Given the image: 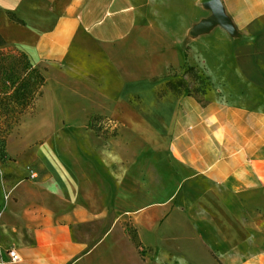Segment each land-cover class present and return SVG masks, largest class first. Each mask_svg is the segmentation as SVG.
<instances>
[{
  "label": "crops",
  "instance_id": "obj_1",
  "mask_svg": "<svg viewBox=\"0 0 264 264\" xmlns=\"http://www.w3.org/2000/svg\"><path fill=\"white\" fill-rule=\"evenodd\" d=\"M210 1L0 0V36L46 78L0 158V264H264V0H219L225 25L210 23ZM151 20L156 50L168 33L167 50L224 68L208 75L225 90L159 98L127 80L109 47ZM93 115L135 134L143 150L122 163L138 174L115 181ZM146 146L169 153L148 177Z\"/></svg>",
  "mask_w": 264,
  "mask_h": 264
},
{
  "label": "rangeland",
  "instance_id": "obj_2",
  "mask_svg": "<svg viewBox=\"0 0 264 264\" xmlns=\"http://www.w3.org/2000/svg\"><path fill=\"white\" fill-rule=\"evenodd\" d=\"M199 0H195V10L201 6L198 3ZM170 3L168 2L167 5ZM152 18V15H151ZM169 21V20H168ZM170 23L172 21H169ZM185 19H179L177 21V31L180 36L183 31H185ZM199 28V24H195V30ZM146 29V30H145ZM143 30L135 31V33L129 37V39L125 40L122 43L112 45L109 47V52L115 63L121 69L125 78L129 81L133 80H148L152 83L153 87H155V93L158 96V92L162 91L167 96L169 94H173L178 98L185 97L187 94L184 89H188L191 96H194L197 100L201 102H206L208 93H214L217 91H224L227 87L225 81L221 80L218 82H213V80L209 77V73H214L218 75L219 73L224 74V68L218 67H210L209 60H204L201 54H192L184 51L183 53H179L176 50H167V46L169 47V36L168 33L163 35L162 42L158 41V49H155V38L153 32V22L152 20L146 23V27ZM198 30V29H197ZM180 44V39L179 42ZM9 46L5 43V40L0 36V50L6 49ZM160 49L163 50V53H160ZM183 54V55H182ZM190 54V55H189ZM224 55V54H223ZM190 56V57H189ZM184 60V61H183ZM190 68H194L193 72H190ZM19 78V76L15 75L14 81ZM183 83V87L178 86V92L180 94H175L171 92V86H167L168 82H179ZM15 89L14 84H8L4 87V91L12 93ZM67 89V88H66ZM67 91V90H66ZM164 96V97H165ZM31 96L28 97V101L31 100ZM136 101H141V97L136 96ZM33 101V100H31ZM14 107V108H13ZM11 107L14 110L21 111L23 107L14 106ZM31 105L24 107V110L27 112H31ZM100 115H93L91 118L98 117ZM109 119H112L109 116H103ZM118 123V129L116 131H104L102 129H98L96 125V120L92 124H88V128L92 130L93 136L92 140L112 143L114 145V162H113V175L115 176V181H120L123 175V172L129 171V174L136 175L138 174L137 164L132 163L128 167L123 165L122 158L124 156L134 157L138 150H143L141 147L134 145L133 141L136 140L135 134L129 133L127 136V129L123 125V121L119 118H114ZM113 119V120H114ZM98 120V119H97ZM123 128H122V127ZM122 128V129H121ZM128 141L129 146H123V142ZM145 150V163H144V175L148 177L154 173H158V166L161 165L160 162L156 161L160 156L162 159H165L169 154L160 148L153 146H146ZM165 152V153H164ZM0 158H6L4 152L3 143L0 144ZM160 159V158H159ZM164 161V160H163ZM170 166L169 164H166ZM122 198V197H119ZM136 198V197H134ZM114 201L116 204L117 197H114ZM144 204H148V201H145ZM101 206H99L100 208ZM116 208V207H115ZM100 213V210H99ZM115 213L119 216L124 214V210L120 205L118 209H115ZM127 214V213H126ZM123 226L126 232L130 235L134 236L137 234L135 228L131 224L128 219L123 220ZM137 242H139L138 236L136 235ZM139 251V249H138ZM139 253L141 256L147 255L143 247H141Z\"/></svg>",
  "mask_w": 264,
  "mask_h": 264
},
{
  "label": "trees",
  "instance_id": "obj_3",
  "mask_svg": "<svg viewBox=\"0 0 264 264\" xmlns=\"http://www.w3.org/2000/svg\"><path fill=\"white\" fill-rule=\"evenodd\" d=\"M189 70L193 72L194 68H190ZM15 75L19 76V78L14 81ZM8 84H14L15 86L12 93L4 91V87ZM45 84V76L39 69L31 65L26 53L16 47H8L0 50V144L3 143L4 149L6 136L11 132L14 126L20 122L23 115L34 111L36 101L43 93ZM167 86H171L172 89L170 91L178 95L180 94V92L177 91L178 86L183 87V83L181 81L175 83L168 82ZM184 91L187 96H191L188 89L185 88ZM165 95L166 94L162 91L158 92L159 98ZM30 96L33 101H28V97ZM13 105L17 107L22 106L23 110H14L11 108ZM28 105L32 107L31 112L24 110V107ZM94 119L98 127L99 123H104L108 118L103 116L91 118L89 125L95 122ZM98 129L101 128L98 127ZM136 235L134 236L130 233V238L140 251L143 246L140 241L137 242Z\"/></svg>",
  "mask_w": 264,
  "mask_h": 264
},
{
  "label": "water",
  "instance_id": "obj_4",
  "mask_svg": "<svg viewBox=\"0 0 264 264\" xmlns=\"http://www.w3.org/2000/svg\"><path fill=\"white\" fill-rule=\"evenodd\" d=\"M213 9V17L210 19V23H219L221 25H225L224 15H223V8L219 0H212L208 3Z\"/></svg>",
  "mask_w": 264,
  "mask_h": 264
},
{
  "label": "built area",
  "instance_id": "obj_5",
  "mask_svg": "<svg viewBox=\"0 0 264 264\" xmlns=\"http://www.w3.org/2000/svg\"><path fill=\"white\" fill-rule=\"evenodd\" d=\"M118 123L113 120V119H107V121H104V123H99L98 127H100L102 130L107 131H116L118 129ZM10 255L12 257V260L15 262H18L21 260L20 255L15 251V250H11L10 251Z\"/></svg>",
  "mask_w": 264,
  "mask_h": 264
}]
</instances>
